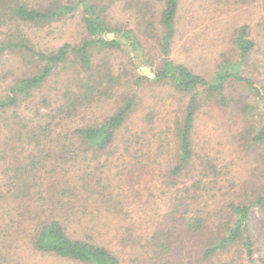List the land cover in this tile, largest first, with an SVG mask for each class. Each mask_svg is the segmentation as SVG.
Instances as JSON below:
<instances>
[{"label":"trees","instance_id":"trees-1","mask_svg":"<svg viewBox=\"0 0 264 264\" xmlns=\"http://www.w3.org/2000/svg\"><path fill=\"white\" fill-rule=\"evenodd\" d=\"M117 5L134 28L109 19ZM181 12V0H0V264H20L22 251L23 258L71 264H123L125 257L134 264H180L183 237H204L188 264H264L247 226L251 206L264 211V195L249 204L225 202L207 217L190 208L196 192L206 189L202 180L175 186L197 161L203 179L217 176L214 161L197 155L192 140L202 108L229 110L230 118L252 111L261 122L243 147L262 156L264 109L257 108L264 105V87L245 72L257 44L247 25L238 27L231 51L205 78L170 58ZM71 19L83 30L75 45L41 50L27 35ZM115 53L123 56L118 64L110 60ZM261 55L264 60V49ZM165 89L184 99L168 113L171 130L161 128L170 118L159 107L138 112L143 95ZM109 100L119 104L98 122L76 121L93 102ZM158 164L161 183L176 192L172 208L151 233L136 236V212L123 205L122 190L137 197L135 184L152 180ZM142 185L140 197L147 200L151 188ZM106 236L120 242V252L104 244Z\"/></svg>","mask_w":264,"mask_h":264},{"label":"rangeland","instance_id":"rangeland-1","mask_svg":"<svg viewBox=\"0 0 264 264\" xmlns=\"http://www.w3.org/2000/svg\"><path fill=\"white\" fill-rule=\"evenodd\" d=\"M181 5L183 18L180 23V31L170 52V58L174 62L186 65L205 78L213 77L221 54L227 55L231 51L230 39L233 31L242 25H247L250 38L256 42L257 49L248 62L245 72L252 78L255 86L264 87V60L261 55L264 49V0H181ZM108 13L109 19L113 23L118 22L126 25L125 27L134 28L133 23H127V18L120 5L112 7ZM27 35L38 49L52 50L64 43L77 44L83 36V30L80 28L78 19H71L44 28L29 30ZM122 59L123 56L118 53L110 57V60L117 64ZM96 60L105 61V57L98 55ZM21 67L27 71L29 66L21 65ZM140 71L152 76L148 69H140ZM260 91L264 96L262 88ZM230 93L231 91H229ZM171 94L168 89L161 92L156 90L155 96L146 93L141 98V106L138 108V112L144 110L146 106L145 112L149 111L150 108L159 107L160 114L170 118V122H165L167 124H162L161 128L167 127L171 130L174 118L173 114L170 116L168 113H173L175 109L184 104L183 98ZM159 95L162 96L161 99H159ZM118 104L119 101L117 100H109L106 103L93 102L88 110L83 111L78 116L76 121L83 125L94 124L109 114ZM263 109L264 105L261 104L257 108L258 113H262ZM234 115L236 116L234 117ZM230 116L229 110L222 114L202 108L195 118L192 135L194 149L197 155L200 154V157L205 155L214 161L216 170H218L217 176H209L203 179L199 174L200 161H197V167H194L195 171L187 175L182 174L175 181L177 189L188 187L198 180L203 181V188L206 187V189L196 192L198 202L193 203L194 207L193 205L190 207L193 213L199 210L197 212L201 213L202 216L211 217L213 212L225 202L249 204L257 195H264V148H261L262 156L259 157L257 151L250 150L247 152L243 147L245 136L258 127L261 119L259 117L253 118L252 111H248L245 115L234 112L231 118ZM166 135L167 137L164 139L166 144L172 143V135ZM151 146L154 150L157 143L154 142ZM167 153V150L164 154L159 153L160 156H163L161 157L162 161L163 159L167 160ZM256 161H259V164ZM158 162L160 163V159ZM152 171L154 172L151 174L152 180L145 179L142 182L147 183V186L151 188L147 200H141L140 197L142 183L135 184V188L132 189V193L134 191L135 195L138 194L137 197L128 194L126 191L129 190H122L126 196V198L123 197V205H127L129 210L135 209L136 212L135 214L133 212L131 218L135 225L133 232L136 236L151 233L156 221L171 210L173 196L176 193L174 189L171 190L163 182L161 183L159 164L152 167ZM117 218L120 219L121 217L118 216ZM247 226L259 251L255 257H260L264 261V211L251 206ZM117 227L119 229V226ZM203 238L194 241L183 237L182 251L178 252L180 264H188L193 260L190 255L195 254ZM103 242L107 247L116 250L115 252H118L122 247L113 236L104 237ZM22 252L18 255V258L21 257L20 264H71L35 255H26V258H23ZM122 262L123 264H134V261H129L127 257Z\"/></svg>","mask_w":264,"mask_h":264}]
</instances>
